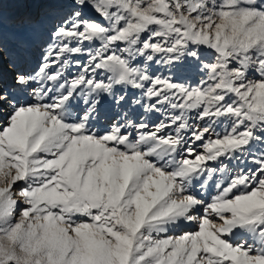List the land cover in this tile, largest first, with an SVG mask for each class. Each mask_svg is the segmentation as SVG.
Returning <instances> with one entry per match:
<instances>
[{
	"label": "snow or ice",
	"instance_id": "snow-or-ice-1",
	"mask_svg": "<svg viewBox=\"0 0 264 264\" xmlns=\"http://www.w3.org/2000/svg\"><path fill=\"white\" fill-rule=\"evenodd\" d=\"M0 0V264H264V0Z\"/></svg>",
	"mask_w": 264,
	"mask_h": 264
},
{
	"label": "rangeland",
	"instance_id": "rangeland-1",
	"mask_svg": "<svg viewBox=\"0 0 264 264\" xmlns=\"http://www.w3.org/2000/svg\"><path fill=\"white\" fill-rule=\"evenodd\" d=\"M30 0H3V17L6 30H11L16 21L25 15L34 13Z\"/></svg>",
	"mask_w": 264,
	"mask_h": 264
}]
</instances>
